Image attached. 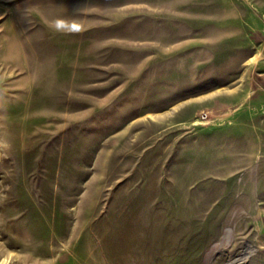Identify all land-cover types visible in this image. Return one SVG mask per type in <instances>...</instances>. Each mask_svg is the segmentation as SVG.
Masks as SVG:
<instances>
[{
  "label": "rangeland",
  "instance_id": "374dc122",
  "mask_svg": "<svg viewBox=\"0 0 264 264\" xmlns=\"http://www.w3.org/2000/svg\"><path fill=\"white\" fill-rule=\"evenodd\" d=\"M245 244L264 264V0H0V264Z\"/></svg>",
  "mask_w": 264,
  "mask_h": 264
},
{
  "label": "bare ground",
  "instance_id": "6f19581e",
  "mask_svg": "<svg viewBox=\"0 0 264 264\" xmlns=\"http://www.w3.org/2000/svg\"><path fill=\"white\" fill-rule=\"evenodd\" d=\"M232 236H233V230L231 228H228L225 235H224V239L223 242L220 244L221 246H223V244L225 245H230L232 242ZM218 244V243H217ZM215 246V245H213ZM219 248V247H218ZM222 248V247H221ZM216 249V248H215ZM216 252V251H215ZM253 253V249L251 247L250 244H245L241 250V253L233 260L231 261H227L226 264H234L236 262H243L245 261L248 257H250V255ZM214 254V253H213ZM212 260V259H211Z\"/></svg>",
  "mask_w": 264,
  "mask_h": 264
}]
</instances>
